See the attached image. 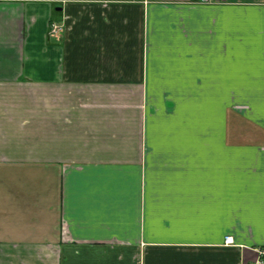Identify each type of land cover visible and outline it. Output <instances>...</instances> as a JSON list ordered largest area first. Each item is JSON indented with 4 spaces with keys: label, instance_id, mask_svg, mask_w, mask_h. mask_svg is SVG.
Wrapping results in <instances>:
<instances>
[{
    "label": "crops",
    "instance_id": "crops-1",
    "mask_svg": "<svg viewBox=\"0 0 264 264\" xmlns=\"http://www.w3.org/2000/svg\"><path fill=\"white\" fill-rule=\"evenodd\" d=\"M261 246L264 0H0V264Z\"/></svg>",
    "mask_w": 264,
    "mask_h": 264
},
{
    "label": "built area",
    "instance_id": "built-area-1",
    "mask_svg": "<svg viewBox=\"0 0 264 264\" xmlns=\"http://www.w3.org/2000/svg\"><path fill=\"white\" fill-rule=\"evenodd\" d=\"M203 2H209L211 0H200ZM61 31V25L56 22H51L49 24V34L52 36H58ZM229 237H226V242H228ZM256 259L253 264H264V246L256 248Z\"/></svg>",
    "mask_w": 264,
    "mask_h": 264
}]
</instances>
